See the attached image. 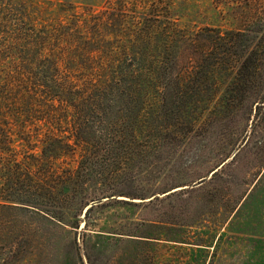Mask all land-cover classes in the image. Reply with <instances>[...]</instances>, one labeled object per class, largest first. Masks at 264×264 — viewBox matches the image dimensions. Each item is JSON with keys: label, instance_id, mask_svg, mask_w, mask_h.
I'll list each match as a JSON object with an SVG mask.
<instances>
[{"label": "rangeland", "instance_id": "obj_1", "mask_svg": "<svg viewBox=\"0 0 264 264\" xmlns=\"http://www.w3.org/2000/svg\"><path fill=\"white\" fill-rule=\"evenodd\" d=\"M36 1L43 11L42 24L25 22L27 31L49 35L59 23L58 35L80 41L92 36L96 43L102 40L101 45L108 41L106 56L121 58L135 69L129 77L135 81L140 77L139 58L164 63L151 93L115 90L106 98V113L90 111L86 122L80 121L83 126L77 125V132L88 127L93 145L91 189L123 193L85 213L83 207L66 227L44 213L0 204V264H264V0ZM6 15L21 17L15 11ZM119 17L122 32L113 39L94 30L95 23ZM144 25L153 37L158 35L151 45L161 47L160 53L150 48L140 56L126 50L119 54L115 47L130 44L133 38L126 36L142 34ZM10 36L9 31L0 35V46ZM253 50V58H245ZM104 55L83 58L106 61ZM244 58L248 71L254 65L257 69L250 85L249 75L240 69ZM87 74L81 70L74 76L82 81ZM163 99L162 106L155 104ZM151 106L158 107L148 121L156 127L153 133L127 135V114H134L131 121L138 130ZM63 108L51 116L67 121L72 115L84 116ZM46 115L32 114L28 140L50 129L37 119ZM61 126L69 129L66 123ZM104 126L110 134L101 139ZM203 185L200 191H190ZM253 191L251 213L245 218L246 211L239 207ZM225 212H232L231 217L218 221ZM236 212L239 216L232 219ZM147 218L156 219V226L143 225ZM141 232L152 237L157 233L163 240L131 235ZM175 235L186 242L167 240ZM199 238L205 245L193 244Z\"/></svg>", "mask_w": 264, "mask_h": 264}, {"label": "trees", "instance_id": "obj_2", "mask_svg": "<svg viewBox=\"0 0 264 264\" xmlns=\"http://www.w3.org/2000/svg\"><path fill=\"white\" fill-rule=\"evenodd\" d=\"M64 1L69 2V0ZM79 1L84 2V0ZM113 10L117 11L118 7ZM10 11L19 13L20 19L9 18L6 14ZM39 14H43V11L36 0H0V35L6 31L11 33V38L4 45L7 48L3 50L4 46H0V161H2L0 164V204L10 209L21 205L23 208L44 213L46 219L66 227L69 225L68 222L72 224L71 220L76 219L83 207H86L90 202H101L106 197L113 199V196L116 198L117 194L123 193L117 190L108 193L91 189L93 175L89 172L88 164L92 159L90 149L93 145L87 131L88 127L77 132V125L83 126L80 121L86 122V118H83L90 111L97 110L106 113V98L115 90L123 88L130 90V93L133 91L136 94L137 92L151 93L155 89L154 80L159 75L160 65L164 62L159 65L155 61L149 63L145 58H139V62L133 63V65L138 66L140 77L136 81L129 79L130 76H133L135 69L124 63L121 58L109 59L106 56L107 51L111 49L108 41H105L107 45H101L102 40L99 39L100 45L96 46L98 43H96V37L90 36L88 41H80L71 35H58L59 27H61L59 23L55 25L56 29L52 30L49 35L34 30L27 31L23 27L25 22H30L37 27L41 26ZM107 19L103 22L101 20L98 24L95 23L94 30L102 31L106 39H113L122 32V18H110V21ZM145 27L146 25L141 27L143 28L142 34L138 32L126 36L133 40L129 42L130 44L126 43L125 46L117 45L115 48L118 53L122 54L126 50L128 53L140 56L142 50L150 48H154L160 53L161 47L156 46L155 42L154 45H151L158 35L153 37L152 31ZM94 30L90 28L89 34H94ZM243 34L242 32L238 33L241 36ZM100 37L101 35H97V38ZM250 39L254 40L255 36ZM56 41L61 44L56 45ZM159 42L161 43V41ZM91 54H105L107 60L84 61L83 55ZM255 54L253 50L244 56L248 59L253 58ZM247 67L245 59L240 69L241 72L245 71L249 75L246 84L250 85L252 80L257 79V69L254 65V70L248 71ZM81 70L88 73L83 78V82L74 76ZM128 81L129 83H127ZM118 93L120 92L117 91L115 94ZM163 103L164 99L155 104L162 106ZM59 107H65L63 110L67 109L74 114L78 112L84 116L75 118L72 115L70 121H67L68 118L57 119L51 116L62 109ZM156 108L158 107L151 106L147 109L138 130L131 121L134 119V114L128 113V124L124 126L125 133L129 136H134L136 133L141 135L146 132L152 134L156 127L148 124V121L152 118ZM257 110L260 114L262 106H259ZM38 112L47 113L46 116L37 119L47 122L50 129L46 130L43 135L34 137L36 140H28V129L32 126L29 124L32 114ZM65 123L68 125L66 128L69 129H60L62 128L61 124ZM99 132L101 139L110 134L108 127L105 126L101 127ZM81 135L84 137L82 138ZM20 143L22 146H16ZM34 143L38 145H34ZM145 152L147 151L145 150ZM77 153L82 154L80 160L76 165H72L70 162ZM12 157L14 160L11 159ZM215 177L216 173L211 179L214 180ZM201 189H204V185L190 191H200ZM255 193L254 191L250 192L239 207L241 211H246L245 218L251 213L249 203L255 198ZM200 196L195 197L198 203L202 201V196L199 198ZM156 198L151 199L148 203H152ZM121 201L123 200L116 202ZM123 202L130 204L129 201ZM231 215L232 212H225L219 215L218 221H221L220 219L228 220ZM238 216L239 213L236 212L232 219ZM156 221V219L147 218L143 220V225L155 227ZM170 223L178 226L189 225L187 223ZM131 235L163 240L157 236V233L154 234L155 237L145 236L143 232L141 235ZM175 236H167V238H175L167 240L186 242L177 239V235ZM193 244L205 245L200 238L197 239V243Z\"/></svg>", "mask_w": 264, "mask_h": 264}, {"label": "water", "instance_id": "obj_3", "mask_svg": "<svg viewBox=\"0 0 264 264\" xmlns=\"http://www.w3.org/2000/svg\"><path fill=\"white\" fill-rule=\"evenodd\" d=\"M183 187H179V188H175V189H173V191H175V190H177V189H182ZM171 192V191H170ZM170 192H167V193H170ZM109 198L108 197H106V198H104L102 201H105V200H108ZM96 203H98L97 201H92V202H90L86 207H85V209H84V213L90 208V207H92L94 204H96Z\"/></svg>", "mask_w": 264, "mask_h": 264}]
</instances>
